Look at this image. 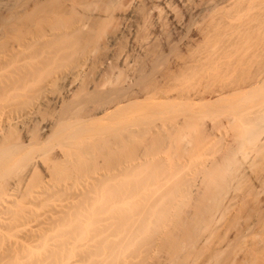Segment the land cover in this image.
Listing matches in <instances>:
<instances>
[{
  "label": "rangeland",
  "instance_id": "rangeland-1",
  "mask_svg": "<svg viewBox=\"0 0 264 264\" xmlns=\"http://www.w3.org/2000/svg\"><path fill=\"white\" fill-rule=\"evenodd\" d=\"M185 17L177 0H0L1 152L80 106L133 105L89 126L105 135L56 125L31 174L0 165V264H264V86L212 65L200 83L203 22Z\"/></svg>",
  "mask_w": 264,
  "mask_h": 264
},
{
  "label": "bare ground",
  "instance_id": "bare-ground-1",
  "mask_svg": "<svg viewBox=\"0 0 264 264\" xmlns=\"http://www.w3.org/2000/svg\"><path fill=\"white\" fill-rule=\"evenodd\" d=\"M165 2H167V1H165ZM177 2L183 8H185V15H186V17L184 19H179L178 18L176 20V25H178V27L179 26L180 27H183V26L188 25V21H189V18L190 17H197V18H199L200 21L203 22V29L201 30V33H200L201 39H200V41L199 40H196V42L198 41L197 43L195 42L196 44L193 42L195 44V45L194 44L193 45H194V47H196V49H193V47L191 48V50L193 49L194 52L193 51L191 52L189 50L192 54L188 55L190 57L187 56L188 57L187 63L189 65L186 64V67L188 66L187 68H190L191 67L190 70H192V72H196V73L201 74V76L198 77V81L200 83H201V81H203V78H206V75L204 73H202V72L206 68L209 70L210 65H212L213 68L216 69V70H217V68L218 69L219 68H224L227 71L228 70L229 71L231 70L230 74L237 73V74H235L236 76L239 75V74H241L242 77L244 76V78H242V77L241 78H238L234 82L232 80L233 79H236L237 77L236 78H232L231 80H229L230 82L229 81L226 82L227 81V78H226V81H225V78H224L223 80H220L219 81V84L221 86H232V85H234V86H252V89H253V86H255L254 89L256 88V86H260V87L261 86H264V60H261V61L255 60L257 57H261V58L264 59V0H195V1L194 0H177ZM168 3H166L165 5L167 6ZM183 64H184V62H183ZM183 68H184V66H183ZM187 68H185L184 70L186 71ZM187 71H188V69H187ZM220 72H222V71H220ZM234 76H232V77H234ZM172 78H174V77H172ZM171 79H170L169 82H171ZM204 82H206L205 79H204ZM232 82L234 84H232ZM196 83H197V80H196ZM203 85L204 84H202V86ZM195 86H197V85H195ZM261 89H263V88H261ZM258 90L259 89L256 90L257 93L259 92ZM253 91H254V93H256L255 90H253ZM61 94L59 93L57 95V98L60 97L61 99H63L61 97V96H63V94L62 95ZM125 98H126V96H125ZM63 102H65V100H63ZM122 103L121 102H117V103H115V104H113L111 106L109 104V106H105V107L104 106H100V104H99L98 106H100V108L97 107L98 112L97 113L94 112V114L95 113L96 114H99V115L101 114L103 116L104 115L105 116L106 115H111V116L114 115V116H118L119 118H122L123 117L122 116L123 109H125L126 106L130 104V103H127V104H122ZM130 105L133 106L132 105V102H131ZM85 106H86V104H85ZM78 108L79 107L76 108L77 112H78L79 109H80L79 112H82L81 111V109H82L81 106H80L79 109ZM72 109L74 110L75 108L73 107ZM72 109L71 110L68 109V110H70V112H71ZM85 109H88V108H85ZM97 109H96V111H97ZM36 111H38V110H36ZM91 111H93V110H91ZM78 113H76L75 110H74V111L71 112L72 116H71V114H69L71 116L70 118L73 119V120H72V122H70L69 125L67 124V127L74 129V133L72 135V138L77 137V136H79V135H81L83 133H89V132L92 133V134H94V135L95 134L96 135L97 134H99V135H105V134H108L111 131H114V129H115L113 127L112 128L111 127L108 128V126H104L103 125V127H101L99 125L101 127V129L98 128V126H97L96 127L97 129L90 130L89 129V126L91 125L92 127H94L95 125L93 126L92 123L95 120H97V118L100 119L101 118V115H100V117H97L98 115H93L95 117H92V118H89V119H87L88 117H86V118L84 117V119H87L86 121H84L83 120V117L79 116L81 113H79V115H78ZM60 116H61V114H60ZM51 119L54 120L53 118H51ZM59 119L55 118L56 122ZM55 120H54V123H55ZM50 122L51 121H49V123L45 124L43 127L37 128L38 131H36V132L33 131L35 133L34 135H33V132L30 131L33 136L28 137L25 142L24 141H19L20 138H18L19 140H17L16 138H11V137H6L5 138V136H4L3 139H4V142H6V145H5V150H2L3 152L0 151V165L3 166V167L0 166L1 167V170H3L2 168H4V166L8 165L9 162L12 163L13 161H15V164H16V159L17 158H18L17 159L18 160L17 163H19V158L22 157L21 158L22 160L20 159V163L19 164H21V165H24L25 164L26 165V168H27V166H29V168H28L29 171L28 172H30V174H31L32 171L34 172V170H36L38 168V166H39L37 164H38L39 158H41L40 156H43L46 152L49 153L48 151H50V150H47L48 147L44 145V143H45V144H48L49 147L51 146V144L49 145L48 134H50L49 135V140H51L52 137L50 138V136H53V135L57 134L58 131H59L58 130V126H56V125L61 126V128H64L66 126V122L65 121L59 120L57 122V124H54L53 125L54 128H55V131H53V132H50L49 131L50 133H47V131H48L49 128L51 130L54 129L53 126H52L53 129L51 128V126H48V125H51L52 124V123L50 124ZM85 122H87L86 125H85ZM107 124H109V123H107ZM67 127L64 128V130H63L64 132H65V129ZM56 129L58 131H56ZM59 129H60V127H59ZM30 130H32V129H30ZM53 133H55V134H53ZM13 134H15V132ZM28 134H30V133L28 132ZM9 136H10V134H9ZM17 136H19V135H17ZM65 136H67V134H65ZM65 136H64V138H65ZM56 137L57 136H55V138ZM67 138H69V136H67ZM60 139H62V137ZM67 140H68V143H69L70 142L69 141L70 139H67ZM72 142H74V141H72ZM67 144H64L63 143V145H65V146ZM60 146H62L61 143H60ZM92 146H93V143H92ZM52 149H53V147H52ZM12 165L13 164H10L11 167H12ZM36 165H37V167H35ZM10 166H8V167L6 166V167L7 168H10ZM7 168H5L4 171L7 170ZM34 174H36V173H34ZM22 178H23V175H22ZM158 218H159V220L162 221V219L160 217H158ZM155 221L156 220H154V222ZM155 223L157 224L158 222H155ZM159 223H160V221H159ZM156 224H155V226H156ZM139 227H141V226H139ZM183 228H186L187 229V227H182V229ZM193 228H194V226H193ZM193 228H192V230H193ZM228 229H229V227H228ZM157 230H158V227H157ZM187 230H190V228L187 229ZM192 230H190V231H192ZM196 230H197V228H196ZM138 231H140V230L138 229ZM220 238L218 237L216 239L217 240L218 239L220 240ZM149 239H151V237ZM216 239H215V241H217ZM149 241H151V240H149ZM216 245H218V243H216ZM215 246L213 248H215ZM219 247L221 248V245H219ZM203 253H205V252H203ZM214 254H213V258L215 256ZM189 255H191V254H189ZM225 255H227V254H225ZM209 256H210V254H209ZM170 257H173V259L176 258V257H178V259H179V257L181 258L182 256H180V251H178V249H174L172 251V255H170ZM204 259H205V257H204ZM220 261H223V260H220ZM227 261L226 260L223 261L222 264L223 263L225 264V262L227 264ZM200 263L202 264L203 262L200 260ZM191 264H192V262H191Z\"/></svg>",
  "mask_w": 264,
  "mask_h": 264
}]
</instances>
